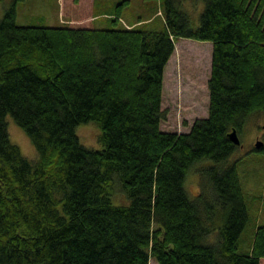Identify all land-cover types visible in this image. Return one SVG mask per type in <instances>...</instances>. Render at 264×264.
I'll return each instance as SVG.
<instances>
[{
  "label": "trees",
  "instance_id": "16d2710c",
  "mask_svg": "<svg viewBox=\"0 0 264 264\" xmlns=\"http://www.w3.org/2000/svg\"><path fill=\"white\" fill-rule=\"evenodd\" d=\"M19 1L0 18V264H264V225L238 251L249 215L228 162L229 132L264 113V0H204L197 26L158 0L160 31L119 25L128 0L106 28L94 0H62L72 24L18 25ZM182 38L208 56V106L177 132L163 129V78ZM8 114L36 162L11 143ZM90 121L101 149L76 134ZM203 159L214 164L190 198L184 182ZM114 178L125 205L111 201Z\"/></svg>",
  "mask_w": 264,
  "mask_h": 264
},
{
  "label": "rangeland",
  "instance_id": "374dc122",
  "mask_svg": "<svg viewBox=\"0 0 264 264\" xmlns=\"http://www.w3.org/2000/svg\"><path fill=\"white\" fill-rule=\"evenodd\" d=\"M13 0H0V18ZM123 0H94L95 12L100 14L95 25L98 28L109 27L108 17L113 13L117 3ZM180 9L189 14L191 24L199 25V16L204 8V0H177ZM162 7L158 0H128L121 7L120 24L128 27H142L160 31L164 28ZM84 17L83 22L93 21V17ZM89 18V19H88ZM16 23L23 26L58 27L72 24L74 20L62 13V0H23L16 4ZM175 42V52L172 60L167 64L163 85V109L166 116L163 129L185 132L196 117L207 115L209 76L208 56L197 53L189 42ZM192 41L189 39H184ZM191 48V49H190ZM7 131L11 143L18 146L21 154L31 162L38 160V153L28 135L20 128L8 114L5 118ZM264 113L250 115L238 135L240 144L233 151L228 162L236 164L242 193L247 205L249 221L238 241V251L244 253L249 250L251 235L255 227L264 225V153L252 151L255 143L263 142ZM76 134L82 145L89 149H101L99 143L100 129L90 121L76 126ZM214 164L211 159L198 160L188 171L184 182L185 191L190 198H195L200 191L201 166ZM110 198L115 205L128 203L116 178L112 183ZM149 264H158L149 259Z\"/></svg>",
  "mask_w": 264,
  "mask_h": 264
},
{
  "label": "water",
  "instance_id": "95a60500",
  "mask_svg": "<svg viewBox=\"0 0 264 264\" xmlns=\"http://www.w3.org/2000/svg\"><path fill=\"white\" fill-rule=\"evenodd\" d=\"M228 139L230 141H232L234 145H237L238 146L240 144L237 131L234 130V129H232V131L229 132ZM261 146H262V142L261 141H258V142L255 143L254 148L259 149Z\"/></svg>",
  "mask_w": 264,
  "mask_h": 264
}]
</instances>
